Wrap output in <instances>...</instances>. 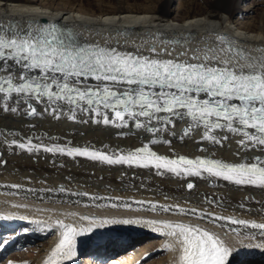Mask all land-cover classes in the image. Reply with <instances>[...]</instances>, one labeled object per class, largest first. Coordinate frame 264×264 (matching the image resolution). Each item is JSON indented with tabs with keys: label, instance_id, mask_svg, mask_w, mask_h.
<instances>
[{
	"label": "bare ground",
	"instance_id": "1",
	"mask_svg": "<svg viewBox=\"0 0 264 264\" xmlns=\"http://www.w3.org/2000/svg\"><path fill=\"white\" fill-rule=\"evenodd\" d=\"M170 3L171 0H0V24L24 29L32 24L40 30L49 28L60 37L68 34L79 44L162 60L195 63L190 58L196 50L200 55L208 50L223 55L220 50L228 46L243 49L256 60L264 59V0H182L175 8ZM218 37H226L227 41L222 43ZM153 46L156 53L150 51ZM10 70L15 77L22 71L19 67ZM17 100L13 94L7 104L8 109L17 108L16 112L6 111L0 100V239L10 227L19 229L14 242L17 249L3 264H45L61 239L58 221L78 229L91 224V231L74 238L78 252L94 247L106 258L109 256L107 260L117 259L120 264L136 258L141 259L139 264H181L182 238L162 234L168 231L162 224H99L102 220L124 219L199 227L232 250L228 264H264V247H257L264 245V230L216 219L234 217L264 223V186L259 181L256 185H237L207 173L176 176L163 169L158 173L151 165H110L87 156L46 152L43 147L29 152L18 145L30 141L44 147L88 148L118 156L135 144H148L162 155L194 153L229 162L246 158L254 162L253 157L264 161V146L252 147L249 142L245 149L238 143L245 137L226 129L209 131L219 143L206 140L205 128L192 126L190 118H173L171 124L153 121V127L165 129L153 134L143 127L137 129L131 120L124 127L105 125L101 117L79 110L75 119H70L72 113L65 103L57 108L50 107L46 99H32L29 103ZM29 104L35 114H30ZM25 107L28 112L23 115ZM113 115L109 112L110 120ZM157 138L171 143H150ZM189 183L193 188L188 189ZM152 205L157 206L155 210ZM160 206H169L170 210L162 211ZM180 209L185 213L181 214ZM191 209H196L197 214L193 215ZM84 216L95 221L81 220ZM121 235L127 239L121 241ZM13 241L9 238L0 244V257ZM156 244L167 256L149 262L151 245ZM22 249L27 253L23 254ZM71 259L57 257L54 264H69Z\"/></svg>",
	"mask_w": 264,
	"mask_h": 264
},
{
	"label": "snow or ice",
	"instance_id": "2",
	"mask_svg": "<svg viewBox=\"0 0 264 264\" xmlns=\"http://www.w3.org/2000/svg\"><path fill=\"white\" fill-rule=\"evenodd\" d=\"M218 40L224 43L227 38L218 37ZM57 41L58 37L54 34L36 29L32 24L26 29L16 25L8 28L0 24V94H3L0 100L3 101L2 106L6 111H17L15 107H7L8 101L15 94L18 97L17 103L21 99L25 103L32 99H46L50 107L56 105L57 108L60 103H67L72 113L70 119H75V113L79 110L101 117L105 125L124 127L127 121L131 120L137 129L143 127L147 132L154 134L165 129L153 127V121L157 124H171L173 118H190L192 126L202 125L205 128L206 140L219 143L215 137L209 135V131L226 129L245 137L238 142L245 149L249 147V142L252 147L264 146V59L256 60L243 49L228 46L220 50L223 55H218L215 50H208L200 55L199 50H196L190 58L196 62L192 63L189 60H162L120 52L115 48L99 45H77L71 41ZM177 42L166 41L169 44ZM150 51L156 53L155 46L151 47ZM156 56H159V53ZM15 67L22 70L18 83L14 82L15 73L10 70ZM33 70H38V74H31ZM89 79L95 80L96 84H87ZM202 95L206 98L201 99ZM29 108L30 114H35V109L31 108L30 104ZM57 108H53V111H57ZM109 112L114 114L111 120ZM162 113L165 115H161ZM140 118H144V121ZM248 129L253 131L249 132ZM184 134H188V129ZM150 143L170 144L171 141L157 138L152 139ZM18 146L21 149L26 148L29 152L39 151L43 147L46 152L87 156L110 165H151L158 173L163 169L176 176H202L207 173L210 177L222 178L237 185H256L259 181V185L264 186V166H261L264 161L259 157H253L254 162L251 164L246 162L247 158L245 162L231 164L200 157L189 159L180 156L172 159L158 155L148 144L118 156L98 150L89 151L88 148H65L59 145L44 147L33 145L30 141L27 145L21 143ZM187 187L191 189L193 184L189 183ZM60 190L64 191L63 188ZM151 207L155 210L157 206ZM160 208L162 211L170 210L169 206ZM191 212L193 215L197 214L196 209H191ZM180 213L184 214L185 210L180 209ZM216 219L245 228L264 230V223L234 217ZM81 220L95 221V218L84 216ZM115 223H142L144 226L162 224L168 229L162 234L182 238V254L179 257L181 264H228V257L231 255L232 250L225 246L222 240L192 225L154 220L99 221L101 225ZM57 225L61 229V239L45 264H54V258L57 257L70 259L75 255L74 238L91 231V224L87 228L79 229L62 221H58ZM168 247L170 245H166V248Z\"/></svg>",
	"mask_w": 264,
	"mask_h": 264
},
{
	"label": "rangeland",
	"instance_id": "3",
	"mask_svg": "<svg viewBox=\"0 0 264 264\" xmlns=\"http://www.w3.org/2000/svg\"><path fill=\"white\" fill-rule=\"evenodd\" d=\"M180 1H182V0H171V3H170V7L171 8H175V7H177L178 6V4L180 3ZM16 226H12V227H10L8 230H7V232L5 231V233H3L2 234V237H1V239H0V244L3 242V241H5V240H7V239H9V238H12V239H14V241H13V243L14 242H17V239H16V236L19 234V229L18 228H15ZM12 243V242H11ZM12 243V245L10 246V247H8V250H7V253H3V255H2V257H0V264H3L5 261H6V259L11 255V254H13L14 253V250H16L17 248H16V244L14 243L13 244ZM16 245V246H15ZM151 249H152V253H150V257H149V262H156V261H159L160 260V258H162V257H165V256H167L166 255V253H165V251H162V250H159L158 249V244H156V246H154V245H151ZM18 250H20V249H18ZM23 254H26L27 252L25 251V250H23L22 249V251H21ZM149 252V251H148ZM130 253H133V252H130ZM127 262V261H126Z\"/></svg>",
	"mask_w": 264,
	"mask_h": 264
}]
</instances>
